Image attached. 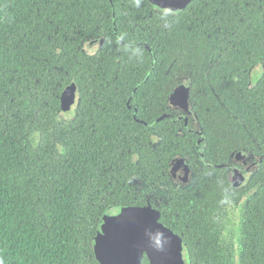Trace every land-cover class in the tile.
<instances>
[{
	"label": "trees",
	"instance_id": "trees-1",
	"mask_svg": "<svg viewBox=\"0 0 264 264\" xmlns=\"http://www.w3.org/2000/svg\"><path fill=\"white\" fill-rule=\"evenodd\" d=\"M97 35L99 51L118 42L107 36L141 37L173 53L175 67L207 61L202 52L242 66L263 52L264 0H191L177 12L152 0H0V264H100L91 243L101 213L136 203L113 194L120 179L99 133L115 126L87 106L82 51ZM71 78L80 104L65 121L54 112Z\"/></svg>",
	"mask_w": 264,
	"mask_h": 264
},
{
	"label": "flooded vegetation",
	"instance_id": "flooded-vegetation-1",
	"mask_svg": "<svg viewBox=\"0 0 264 264\" xmlns=\"http://www.w3.org/2000/svg\"><path fill=\"white\" fill-rule=\"evenodd\" d=\"M107 37L118 42L99 51L106 37L97 35L82 54L95 94L87 106L115 126L99 133L120 179L113 194L136 202L111 204L156 211L180 238L187 264H264V49L242 66L227 53L202 52L207 61L186 57L175 67L158 43ZM79 104L80 92L65 121ZM140 264H150L146 251Z\"/></svg>",
	"mask_w": 264,
	"mask_h": 264
},
{
	"label": "water",
	"instance_id": "water-1",
	"mask_svg": "<svg viewBox=\"0 0 264 264\" xmlns=\"http://www.w3.org/2000/svg\"><path fill=\"white\" fill-rule=\"evenodd\" d=\"M190 0H152L160 7L180 10ZM79 96L74 81L67 84L60 100L65 117ZM149 206L111 204L101 213L92 251L100 264H140L147 252L150 264H187L180 238L158 221Z\"/></svg>",
	"mask_w": 264,
	"mask_h": 264
}]
</instances>
